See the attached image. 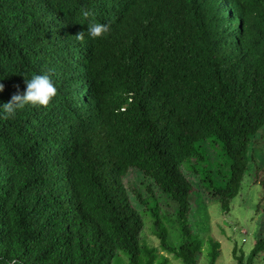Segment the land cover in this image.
Instances as JSON below:
<instances>
[{"label": "trees", "instance_id": "1", "mask_svg": "<svg viewBox=\"0 0 264 264\" xmlns=\"http://www.w3.org/2000/svg\"><path fill=\"white\" fill-rule=\"evenodd\" d=\"M34 73L57 94L0 118V264H198L206 248L216 264L184 170L229 210L264 127V0H0V103ZM131 168L172 211L150 186L134 206ZM263 252L261 236L233 248L237 264Z\"/></svg>", "mask_w": 264, "mask_h": 264}, {"label": "rangeland", "instance_id": "2", "mask_svg": "<svg viewBox=\"0 0 264 264\" xmlns=\"http://www.w3.org/2000/svg\"><path fill=\"white\" fill-rule=\"evenodd\" d=\"M254 138L253 148L258 149L252 154L253 158L245 171L239 193L229 202V210L223 207L218 196L203 186L198 175L184 170L189 180L200 190L204 200L194 218L193 227L199 231V234L214 237L221 242L220 256L216 264H237L233 254L235 246L246 259L254 246L256 237H264V127ZM211 152L210 156L214 157V151ZM124 182L130 191L134 206L138 209L144 208L139 200L140 198L148 199L150 186L155 197L161 202L162 208L172 211L171 207L166 205L164 195L159 193L153 180L146 177L139 169L131 168ZM194 206L198 208L196 203ZM178 234L175 229L171 230L170 239L173 243H178ZM142 237L151 246L159 244L149 221L146 222ZM207 251V248L204 249L198 264H208ZM237 253L240 255L239 252ZM167 256L171 264H182L173 255L167 254ZM121 257L125 259L124 255ZM118 261L119 259L115 258L113 263L118 264ZM254 264H264V252L255 259Z\"/></svg>", "mask_w": 264, "mask_h": 264}, {"label": "clouds", "instance_id": "3", "mask_svg": "<svg viewBox=\"0 0 264 264\" xmlns=\"http://www.w3.org/2000/svg\"><path fill=\"white\" fill-rule=\"evenodd\" d=\"M83 15L87 18L89 14L84 12ZM86 22L87 31L85 33L89 39H103L108 34L109 28L107 24L90 20ZM24 84L23 93L18 91L8 102L0 103V118H14L26 106L33 108L45 107L57 94V88L48 74L34 73L30 78L24 79ZM3 87V84H0V91H3Z\"/></svg>", "mask_w": 264, "mask_h": 264}]
</instances>
